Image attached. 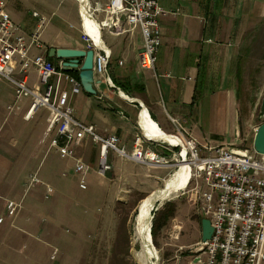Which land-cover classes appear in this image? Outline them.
<instances>
[{
	"label": "crops",
	"instance_id": "crops-1",
	"mask_svg": "<svg viewBox=\"0 0 264 264\" xmlns=\"http://www.w3.org/2000/svg\"><path fill=\"white\" fill-rule=\"evenodd\" d=\"M3 1L7 11L9 0ZM73 2L75 13L65 11L59 17L53 10L49 14H40L47 20L40 31L42 47H32L31 55L44 53L57 65L62 60L48 56L49 47L85 49L80 33L79 4L77 0ZM95 2L93 0L91 4L94 7ZM159 4L169 13L159 18L161 44L154 69L139 66L140 30L116 31L126 27L121 17L115 27L100 30V42L109 50L110 57L107 71L94 73L96 94L83 89L72 93L68 80L63 77L58 82L57 75H53L49 82L58 84L57 97L71 105L78 120L93 124L99 134L117 135L128 151L139 135L138 128L150 138L151 127L145 113L161 132L171 135L180 126L202 148L232 145L229 141L239 138L240 133L236 98L237 59L245 45L246 32L259 28L264 20V0H159ZM9 15L25 36L36 29L35 18L32 17L34 25L22 27L15 14ZM68 18L74 22L73 30L64 27ZM94 19L100 22L103 14L94 13ZM62 73L67 74L64 70ZM27 82L29 85L37 82V72L33 67L27 71ZM30 100V97H22L16 101L13 84L0 79V128L3 126L0 131V189L11 193L24 186L27 177L36 175L52 188L50 201L43 207L48 225L43 224L45 220L36 213V209L25 220L19 211L16 217L7 216L8 223H4V219L0 221V252L10 248L5 243L19 241L24 234H48L59 222L70 224L74 238L80 243V197L70 195L72 192L66 180L67 171L73 170L75 161L60 157L50 147L54 130L46 133L48 110L45 107L25 118ZM137 106L140 109L136 114L133 107ZM75 154L90 165L88 174L96 173L98 147L88 137L75 147ZM31 157L34 162L29 168ZM109 161L112 164L109 175L98 179L92 186L94 194L98 193L83 201L91 202V209L95 205L85 219L88 222L84 220L83 223L92 234L88 246L96 252L117 249L119 225L116 203L124 201L129 192H145L143 184L149 177L153 180L156 177V168L122 158L114 152H109ZM6 199L10 198L3 201ZM31 201L30 205H35V200ZM50 258L54 256L50 255ZM96 259L99 264L111 263L106 257L101 259L97 256Z\"/></svg>",
	"mask_w": 264,
	"mask_h": 264
},
{
	"label": "built area",
	"instance_id": "built-area-1",
	"mask_svg": "<svg viewBox=\"0 0 264 264\" xmlns=\"http://www.w3.org/2000/svg\"><path fill=\"white\" fill-rule=\"evenodd\" d=\"M77 1L82 20L81 38L85 49L93 50V71L105 73L110 52L102 43L96 42L89 29L85 28L81 2ZM105 1L101 4V0H96L94 8L90 7L88 0L85 3L86 12L91 18L94 19L93 14L97 12L104 14L100 22L94 19L99 27V39L102 28L115 27V23L123 17L126 27L116 31L139 29L142 37L138 51L139 66L154 69L156 53L161 44L159 18L169 11L160 6L159 0ZM32 17L37 20L36 29L25 36L11 20L4 1L0 0V79L13 84L16 101L22 97L31 98L25 118L41 107L48 110L46 133L54 130L49 145L60 157L74 159L78 186L86 188L85 176L90 169V165L75 154V147L85 137L98 147L97 172L101 175L112 169L109 152L145 165L160 166L169 162L155 151L157 139H150L144 133L137 135L133 148L128 151L117 135L99 134L93 124L84 123L74 116L71 105L57 97L58 84H51L49 79L57 75L59 82L64 77L72 93L81 91L80 81L62 73V62L54 65L44 53L31 55L32 47H42L40 31L47 23L37 12H32ZM31 67L37 72L35 85L27 82V71ZM107 80L111 83L108 77ZM171 134L180 143L166 142L165 149L171 151L176 162L173 165L177 164V168L179 163L186 162L189 175L185 186L192 185L200 213L209 219L212 226L210 238L199 241L191 249L188 264H264V154L254 149L252 152L238 153L225 145L202 148L180 126ZM31 178L37 179L34 175ZM45 187L46 195L51 194L52 188L48 185ZM4 208L5 215L12 217L16 214L18 202L6 199Z\"/></svg>",
	"mask_w": 264,
	"mask_h": 264
},
{
	"label": "rangeland",
	"instance_id": "rangeland-1",
	"mask_svg": "<svg viewBox=\"0 0 264 264\" xmlns=\"http://www.w3.org/2000/svg\"><path fill=\"white\" fill-rule=\"evenodd\" d=\"M92 2L93 0H88L90 7L94 8V4L91 5ZM103 3H106V1L101 0V4ZM53 10L55 15L60 17V14L65 11L75 13L76 5L73 0H9L7 5V12L12 15L15 14L16 16H14L22 27L34 25L35 20L32 18V12L36 11L42 15L49 14ZM71 26H74V22L69 18L65 19L64 27L73 30L74 28ZM244 47H246L244 52L248 55L243 56L240 63L239 77L236 74V98L240 133L239 138L229 141L232 142V145H225L238 153L252 152L253 129L260 123L261 119H264V20H262L259 28L252 32L250 30L249 33L246 32ZM133 108L136 114L139 113V106ZM4 127L6 128V126ZM137 132H139V135H143L142 129L138 128ZM1 138L2 134H0V140ZM154 144L155 151L169 162L160 166L148 165L150 168H156V177L154 180L149 177L148 181L143 184L145 192H129L124 201L116 203L115 210L118 215L119 236L117 237L118 244L115 251H93L91 249L93 247L88 246L92 241V234L83 223L95 207L93 205L94 207L91 209L89 207L91 202L84 203V199L98 193L94 194L92 186L98 179L104 178V176L107 177L111 170L101 175L97 172V167L96 173L88 174L89 169L85 176L86 188L82 189L78 187V175L74 173L73 167V170L69 169L67 171L66 180L69 182V191L73 194L70 195L75 198L80 197V243L74 238L73 227L68 223L59 222L51 228L48 234L44 232L24 234L19 241L13 240V243L9 242L6 236L5 239L9 243L5 244L10 248L6 247L5 251L0 252V264H99L96 259L97 256L101 259L106 257L107 261H111L109 264H142L138 256L140 245L134 238V228L139 209L143 204L142 202L154 194L155 191H161L165 187L169 176L177 169V164L173 165L176 162L171 151L165 149L168 143L158 140ZM29 159H31L30 168L33 165L34 158ZM37 159L39 160L40 157H37ZM30 171H34V169ZM33 175L27 177V180L23 183L24 186L13 190L11 193H8L7 189H0V216L5 220L4 223L8 222H6L7 216L4 213L5 201L3 199L10 198L18 201L15 215L22 212V219L25 220L27 216L33 215L35 212H31L36 209L38 210L36 213L39 216L42 215L43 220H45L43 224L48 225V220L44 217L43 207L49 203L50 196L46 195L44 182L40 181L36 175L34 176L39 181L31 178ZM191 187L192 185L188 184L164 200L158 195L152 199L148 212L147 230L150 243L152 242L156 250V258L152 260V263L188 264L191 249L201 241L200 221L203 216L199 210V201L195 198V192L191 190ZM31 200H35V205H30ZM154 205L156 206L154 207ZM173 206L174 211L171 213ZM96 210L98 211V209ZM85 222H88V220H85ZM44 230L45 228L42 231ZM77 246L80 247V251ZM52 253H55V255ZM50 255H53L54 258L51 259ZM60 256L62 260H60Z\"/></svg>",
	"mask_w": 264,
	"mask_h": 264
},
{
	"label": "bare ground",
	"instance_id": "bare-ground-1",
	"mask_svg": "<svg viewBox=\"0 0 264 264\" xmlns=\"http://www.w3.org/2000/svg\"><path fill=\"white\" fill-rule=\"evenodd\" d=\"M81 2V10L82 16L84 20V26L86 29H89L93 39L97 42H100L99 39V31L97 32V24L96 21L91 18L88 13L86 12L85 3L86 0H79ZM145 118L151 127L150 138L157 139L168 143H180L179 139L174 135H168L161 132L155 124L148 118L147 114L145 113ZM143 126V125H142ZM188 167L186 162H182L178 164V168L173 172L165 185V187L161 191H155L149 198H147L139 209L138 217L136 218L135 228H134V238L136 242L139 243L140 247V254H138L142 264H156L152 263V260L156 258V250L150 243L148 237V212L150 205L152 204V199L154 197L160 196L163 200L169 197L170 195L175 194L180 189H182L187 182L188 179ZM156 200V199H155ZM158 200V199H157ZM161 200V199H160ZM151 228V227H150ZM150 232V230H149ZM150 234V233H149ZM155 250V251H154Z\"/></svg>",
	"mask_w": 264,
	"mask_h": 264
},
{
	"label": "water",
	"instance_id": "water-1",
	"mask_svg": "<svg viewBox=\"0 0 264 264\" xmlns=\"http://www.w3.org/2000/svg\"><path fill=\"white\" fill-rule=\"evenodd\" d=\"M48 56L56 57L62 60L63 70H78L79 81L82 89L89 94H96L94 86V71H93V50L78 49L70 47H49ZM133 100V99H130ZM264 100V95H263ZM253 149L261 154H264V121L261 122L255 129L253 137ZM158 202V201H157ZM159 203V202H158ZM156 205H154L155 207ZM154 209V208H153ZM201 240L205 241L210 238L212 226L208 218L201 219ZM151 227V224H150Z\"/></svg>",
	"mask_w": 264,
	"mask_h": 264
},
{
	"label": "trees",
	"instance_id": "trees-1",
	"mask_svg": "<svg viewBox=\"0 0 264 264\" xmlns=\"http://www.w3.org/2000/svg\"><path fill=\"white\" fill-rule=\"evenodd\" d=\"M246 50V47H242V50H241V52L239 53V55H238V59H237V71H236V74H238L237 76L239 77V73H240V71H241V68H240V63H241V61L243 60V56H247L248 54L247 53H245L244 51ZM67 74H69V75H71V76H73V77H75L76 79H78L79 80V76H78V70H76V69H71V70H64ZM262 121H260V123H261ZM259 123V124H260ZM172 211H174V206L171 208V213H172Z\"/></svg>",
	"mask_w": 264,
	"mask_h": 264
}]
</instances>
